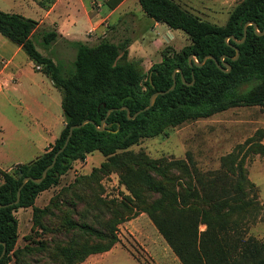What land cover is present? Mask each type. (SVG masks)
Returning <instances> with one entry per match:
<instances>
[{"label":"trees","instance_id":"1","mask_svg":"<svg viewBox=\"0 0 264 264\" xmlns=\"http://www.w3.org/2000/svg\"><path fill=\"white\" fill-rule=\"evenodd\" d=\"M122 1L106 4L115 9ZM139 2L153 20L184 31L191 41L179 51L165 49L162 60L148 70L140 60L129 59L130 39L117 43L107 37L93 45L71 41L76 57L68 67L37 48L39 21L0 9V33L41 66L61 91L65 118L51 149L28 163H18L14 171L0 170V204L14 203L0 207V255L4 243L7 247L0 264L83 263L90 255L113 248L119 241L118 226L141 212L150 216L182 264H264V241L248 232L249 222L264 204L249 195L254 183L245 166L250 152L264 155V130L245 144L244 154L240 146L222 157L221 167L213 171L201 170L192 160L152 158L130 150L142 139L190 120L233 107H264V34L258 35L249 25L246 40L236 42L244 37L248 21L264 31V0H242L225 25L203 20L175 0ZM41 37L46 47L63 38L56 29L44 30ZM236 48L240 56L234 60ZM190 55L199 62L213 55L220 64L224 56L231 71H223L213 59L202 66L191 65ZM177 68L181 71L176 74V87L130 119L122 107L128 106L131 115L144 109L153 93L172 87ZM110 109L114 110L107 117ZM106 117L104 130H99ZM86 119L92 122L74 130L47 177L41 183L28 181L15 203L23 178H40L64 145L70 127ZM95 151L106 161L63 188L46 207L35 205L39 194L58 184L74 161L85 160ZM111 172L119 174L129 191L121 199H107L99 191L101 178ZM29 207H33L35 233L27 237L26 245L17 247L19 220L14 212Z\"/></svg>","mask_w":264,"mask_h":264},{"label":"rangeland","instance_id":"2","mask_svg":"<svg viewBox=\"0 0 264 264\" xmlns=\"http://www.w3.org/2000/svg\"><path fill=\"white\" fill-rule=\"evenodd\" d=\"M106 1L0 0V9L39 21L35 36L37 48L44 55L70 67L75 60L76 49L70 43L74 40L65 36L69 34L73 38H83L85 31L91 28L85 10H89L93 17L97 12L104 16L109 11ZM175 1L203 20L225 25L234 8L242 0ZM49 11L52 13L46 18ZM110 22L116 24L117 28L112 27L107 38L114 39L115 42L123 41L126 36L130 37L131 41L133 37H140L137 33L141 31V44L150 46L155 43L154 46H160L163 43L149 54L144 51V47L139 48L138 54L148 56L146 60L149 64L143 63L145 70L152 66L150 64L161 61L162 53L168 47L179 51L191 43L189 36L182 30H172L174 36L170 37L168 32L171 29L164 23H159L151 29L150 26H153L155 21L144 12L139 0H128L124 8L115 12ZM108 28H102V31ZM125 28L136 30V33L127 32ZM52 29L61 33L63 38L46 47L42 44L41 34L44 30ZM100 31H88L85 37L92 39L88 40V43H98L102 39L97 38ZM99 35H102V32ZM10 59L14 70L10 67L5 72L1 71ZM132 59L143 62V58L136 55H133ZM0 71V170L14 171L18 163H28L51 149L61 134L65 127L62 93L54 86L50 77L43 73L41 66L33 64L24 50L19 49L17 44L1 33ZM259 130H264V107L239 106L208 118L190 120L170 127L157 137L142 139L130 150L134 153L144 152L152 158L192 160L201 170L213 171L221 167L222 157L240 146H243L244 154L248 150V145L245 147V144L249 143ZM106 159L100 151H95L85 160L74 161L71 169L61 177L58 184L39 194L35 205L46 207L63 188L77 178L90 174L93 168L99 167ZM245 166L249 179L254 183L249 189V195L257 197L262 205L264 155L250 152L246 157ZM2 182L3 176L0 173V184ZM101 184L99 191L107 199H121L124 194L129 193L121 184L117 172L103 176ZM14 213L19 220L17 247H23L28 243L27 237L35 233L33 207L19 208ZM248 225L249 234L264 241V206L260 207L257 216ZM205 228L204 224L200 226L201 230ZM117 234L119 241L113 248L90 255L80 264H182L146 212H141L120 224Z\"/></svg>","mask_w":264,"mask_h":264},{"label":"water","instance_id":"3","mask_svg":"<svg viewBox=\"0 0 264 264\" xmlns=\"http://www.w3.org/2000/svg\"><path fill=\"white\" fill-rule=\"evenodd\" d=\"M249 25H253L256 32L258 33V35H263L264 34V31H259L258 29V26L257 24L254 22V21H248L245 26H244V37L241 39V40H236V42L238 44H241L243 43L245 40H246V37H247V28ZM233 38V37H232ZM230 37H227L226 40L229 41ZM235 39V38H233ZM237 50V55L233 58L234 60L238 59L239 56H240V51L238 48H236ZM208 59H213L216 61L218 67H220L223 71H226V72H230L231 71V65L228 63V62H225L223 61L224 60V56L222 57V63L223 64H220V62L213 56V55H207L204 57V59L202 61H198L194 55H190L189 56V62L190 64L192 65L194 62L197 66H202L205 64V62L208 60ZM181 71L180 68H177L174 72H173V79H174V84L172 85V87L168 90H165V91H156L155 93L152 94L151 98H150V103L148 106H146L144 109L138 111L137 113H135L134 115H131L130 114V109L128 106H123L122 109H125L127 110L128 112V117L130 119H134L139 113H141L142 111L144 110H148L150 109L156 102V99L159 95H162V94H165L167 92H169L170 90H173L175 87H176V84H177V81H176V74L177 72ZM185 81V79H184ZM188 84H193L192 83H188ZM114 109H110L107 113V117L109 116V114L113 111ZM107 117L102 121V124L101 126L98 127L99 130H104L105 128V124H106V119ZM89 122H92V120L90 119H86L84 120L82 123L80 124H75V125H72L69 129V133L66 137V140H65V143L64 145L56 152L55 156H54V159H53V162L43 171L42 173V176L40 178H34L32 176H26L23 178V181H22V185L20 186L19 190H18V193H17V200L15 203H18L19 200H20V195H21V189L23 188V186L28 182V181H34L36 183H41L46 177H47V174L49 172V170L51 168L54 167V165L56 164V161H57V158L58 156L66 149V147L68 146L69 142H70V139L74 133V130L77 129V128H81L83 125H85L86 123H89ZM14 203H9V204H0V207H5V206H9V205H13ZM4 250L2 252V254L0 255V259L6 254V250H7V247H6V244L4 243Z\"/></svg>","mask_w":264,"mask_h":264},{"label":"crops","instance_id":"4","mask_svg":"<svg viewBox=\"0 0 264 264\" xmlns=\"http://www.w3.org/2000/svg\"><path fill=\"white\" fill-rule=\"evenodd\" d=\"M80 1H82V0H80ZM127 1L128 0H123L115 9H111L107 4V6L109 7V11H108V13H106V14H104V16H101L100 14H99V12H97L96 14H95V16L93 17V16H91L90 14H89V10H85V14H86V16H87V20H88V24L90 25V29H88V30H86L85 31V35L88 33V31H92V30H101L99 33H101L102 32V35H99V33H98V35H97V38H104V37H108L109 36V33H108V31H110L111 30V28L112 27H116L117 25L116 24H112L111 22H110V19H111V17L115 14V12H117L118 10H121V8H124V6H125V4L127 3ZM56 5V4H55ZM54 9V8H53ZM53 9H52V11H53ZM52 11H49L48 12V14H47V16H46V18L48 17V15H50L51 13H52ZM100 11H102V10H100ZM102 12H104V10L102 11ZM155 21V20H154ZM159 24V22H156L155 21V23L153 24V26H150V28L151 29H153V28H155L157 25ZM105 27H109L107 30H105V31H102V28H103V30H104V28ZM117 28V27H116ZM126 29V31L127 32H129V31H133V33L135 34L136 33V30L134 31V30H132V29H130V28H125ZM173 29H171V31L170 32H168V35L170 36V37H172V36H174V34H173V31H172ZM122 31V30H121ZM175 31V30H174ZM140 32V33H139ZM137 34H139L140 35V37H133V40H131L130 41V43H129V46H128V50H129V57L131 58H129L130 60H133L132 59V57H133V55H136V56H138V57H141V58H143V62H142V65H143V63L145 64V65H148L149 63H147V60H146V57H148L147 56V54H149L151 51H156L159 47H161V45L163 44H161L160 46H154L155 45V43L153 44V43H151V45L150 46H146L145 44H141V39L143 38H141V31H138V33ZM85 35H84V37L83 38H76V37H71V35H64L65 36V38H69V40H84V41H86V42H89L88 40H92V39H88L87 37H85ZM87 36V35H86ZM169 37V38H170ZM90 38H92V37H90ZM125 39H130V37H128V36H126V38ZM113 42H115L114 41V39H111ZM118 43V42H117ZM139 45H140V47H139ZM143 48L144 47V51H146V53L147 54H144V55H141V54H138L139 53V48ZM19 49H20V47H19ZM133 61H139V60H133ZM149 61V60H148ZM11 62H12V59H10V60H8V62H7V64L5 65V68H4V70H1V71H3V72H5V70L6 69H8V68H10L12 65H11ZM158 62H160V61H158ZM34 64V63H33ZM152 64H150V66H151ZM144 66V65H143ZM11 69L12 70H14V68L13 67H11ZM0 71V72H1ZM45 74V73H44ZM15 80H16V78H15Z\"/></svg>","mask_w":264,"mask_h":264}]
</instances>
